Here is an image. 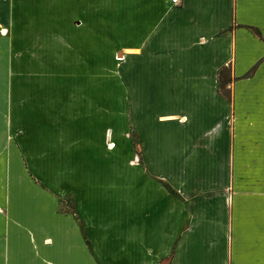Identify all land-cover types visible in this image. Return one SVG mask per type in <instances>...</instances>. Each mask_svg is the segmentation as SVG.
I'll return each instance as SVG.
<instances>
[{"label": "crops", "instance_id": "obj_1", "mask_svg": "<svg viewBox=\"0 0 264 264\" xmlns=\"http://www.w3.org/2000/svg\"><path fill=\"white\" fill-rule=\"evenodd\" d=\"M0 264H264V0H0Z\"/></svg>", "mask_w": 264, "mask_h": 264}, {"label": "rangeland", "instance_id": "obj_2", "mask_svg": "<svg viewBox=\"0 0 264 264\" xmlns=\"http://www.w3.org/2000/svg\"><path fill=\"white\" fill-rule=\"evenodd\" d=\"M103 10H104V14H105V11L107 9H103ZM110 12H113V9H111ZM95 19L97 21L104 20V22H106V20H109L110 21L111 18L110 17H107L105 15L104 16H101V15L96 14L95 15ZM17 27H20V26H17ZM86 27L87 26H84V28H86ZM21 28L19 30H23ZM34 28L36 29V26H31L30 27V29H34ZM46 28H47V30L52 31V32H54L55 30L56 31L58 30L57 29L58 26H49V25H47ZM101 32H103V29L99 30V33H101ZM23 59H25V58H16V61L15 62L23 63ZM118 59H119V56L117 54L115 56H113V58H112V61L114 62V64H115L116 67H117V64H118ZM114 75L117 76V72H115ZM114 75L112 76V78H117V77H114ZM112 111H114V112L117 113V106H112ZM131 137H132V134L130 135V138ZM116 142L118 144L121 143L120 140H117ZM109 146H111V148H112L113 147V144L110 143ZM110 154H111V159H110L111 161L108 159V157L106 155H103L102 152L97 151V149H96V152H95V157H96L95 158V160H96L95 162L96 163H97V161L104 162L105 164H108V162H109V165L108 166H110V167L107 166L105 168L107 176L112 177V178H117L119 175H126V176L129 177V176H131L133 174V172L131 171V169L128 166H125V164H123V162H124L123 161V156H121L119 150H117L115 152H110ZM96 170H97V168H96ZM131 177H133V175ZM62 207L65 210L71 211L72 205H71V202H70V198H65V199L62 200Z\"/></svg>", "mask_w": 264, "mask_h": 264}, {"label": "trees", "instance_id": "obj_3", "mask_svg": "<svg viewBox=\"0 0 264 264\" xmlns=\"http://www.w3.org/2000/svg\"><path fill=\"white\" fill-rule=\"evenodd\" d=\"M230 81H231V77H230V71H229V69L226 68V67H224L221 70H219L217 90L228 101L231 100L230 89L227 87V85L230 83ZM131 140H132L133 143H135V138H134V135L133 134H132ZM163 185L166 187V189L170 193H175L174 190L171 189L166 183H163Z\"/></svg>", "mask_w": 264, "mask_h": 264}, {"label": "built area", "instance_id": "obj_4", "mask_svg": "<svg viewBox=\"0 0 264 264\" xmlns=\"http://www.w3.org/2000/svg\"><path fill=\"white\" fill-rule=\"evenodd\" d=\"M182 0H170L173 5H179Z\"/></svg>", "mask_w": 264, "mask_h": 264}]
</instances>
